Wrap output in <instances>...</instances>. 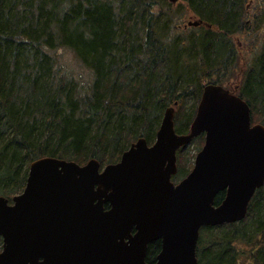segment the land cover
Instances as JSON below:
<instances>
[{"label": "trees", "instance_id": "1", "mask_svg": "<svg viewBox=\"0 0 264 264\" xmlns=\"http://www.w3.org/2000/svg\"><path fill=\"white\" fill-rule=\"evenodd\" d=\"M175 2L0 0V196L19 193L40 157L116 162L137 138L153 141L175 101V131L187 132L209 83L231 88L264 125V0ZM185 10L202 23L175 33ZM191 143L193 158L202 135ZM159 249L150 243L146 261ZM196 258L264 264V184L241 221L201 227Z\"/></svg>", "mask_w": 264, "mask_h": 264}, {"label": "water", "instance_id": "2", "mask_svg": "<svg viewBox=\"0 0 264 264\" xmlns=\"http://www.w3.org/2000/svg\"><path fill=\"white\" fill-rule=\"evenodd\" d=\"M162 115L152 143L141 136L102 168L33 160L22 191L0 196V264H197L200 228L242 220L264 184V125L216 84L203 86L187 132H175L172 106ZM200 134L192 169L174 183L178 149Z\"/></svg>", "mask_w": 264, "mask_h": 264}, {"label": "rangeland", "instance_id": "3", "mask_svg": "<svg viewBox=\"0 0 264 264\" xmlns=\"http://www.w3.org/2000/svg\"><path fill=\"white\" fill-rule=\"evenodd\" d=\"M174 3H176V2H174ZM174 3L171 2V4L173 6H174ZM193 18H195V17H193V15L191 13H189L188 11L185 10V17L182 18V20L178 22L179 25H178V28L174 30L175 33H178L179 34L181 32L183 33V31L191 32L192 31L191 28L190 27L184 28V25L186 24V22L189 19H193ZM231 41L232 42H235L237 48L239 49V50H237L238 52L239 51L241 52V50L244 51L245 46L243 45L244 38L242 37V35H240V34H233L232 37H231ZM242 45H243V47H242ZM70 62L72 64L76 63L74 58H71L70 59ZM77 65H78L77 68L80 69L81 68V65L80 64H77ZM237 71L239 72V70H237ZM238 79H239V75L236 78H231V83L229 85L235 84V82L238 81ZM161 117H162V115H161ZM160 120H161V118H160ZM194 152H195V145L192 144V143H189L184 149L180 150L179 153H178V155H177L178 167L181 165V163L183 162L184 158L186 159V166H185V168L188 167V164H189V166H192V164H193V158H194V157L192 158V155L194 154ZM182 156L184 158H183V160L181 162L180 160H181V157ZM185 168H183V169H185ZM177 175H178V178H176ZM180 175H184V174H181L180 173V169L178 168V172L174 176L176 178V181L179 180ZM240 264H248V263H247V260H243Z\"/></svg>", "mask_w": 264, "mask_h": 264}, {"label": "flooded vegetation", "instance_id": "4", "mask_svg": "<svg viewBox=\"0 0 264 264\" xmlns=\"http://www.w3.org/2000/svg\"><path fill=\"white\" fill-rule=\"evenodd\" d=\"M253 124H255V123H252V121H251V125H253ZM192 166H193V164H192ZM192 166L189 168V170L186 173H184V175H180V179L187 175V173L192 169ZM177 170H178V166H177ZM178 181H176V183ZM0 240H1V237H0ZM1 243H2V240H1ZM1 243H0V250H1Z\"/></svg>", "mask_w": 264, "mask_h": 264}]
</instances>
